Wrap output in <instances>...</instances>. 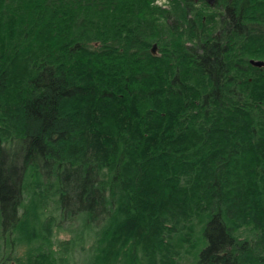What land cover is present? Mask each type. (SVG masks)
<instances>
[{
	"label": "trees",
	"instance_id": "1",
	"mask_svg": "<svg viewBox=\"0 0 264 264\" xmlns=\"http://www.w3.org/2000/svg\"><path fill=\"white\" fill-rule=\"evenodd\" d=\"M242 46L264 0H0V264H264Z\"/></svg>",
	"mask_w": 264,
	"mask_h": 264
},
{
	"label": "flooded vegetation",
	"instance_id": "2",
	"mask_svg": "<svg viewBox=\"0 0 264 264\" xmlns=\"http://www.w3.org/2000/svg\"><path fill=\"white\" fill-rule=\"evenodd\" d=\"M217 0H194L195 6L203 5V3H207V5H214ZM208 7V6H207ZM242 24L239 26L240 33L239 37L241 38V43H245L247 37H248V26L246 25L245 20H243L244 15H242ZM260 27V26H259ZM235 27L228 26L227 31L232 30ZM261 28V27H260ZM222 30L223 28L216 27L214 29V33L212 36L217 37L220 39L222 36ZM260 31V30H259ZM258 33L261 35L262 33ZM256 36V34H255ZM200 45L197 46V48ZM252 59L263 61L262 64H256L252 61ZM228 60L225 61V64L220 63V67L218 69H214V71L210 68V77H264V47L260 48L256 56H250L247 57L246 53L244 52V48L242 46V49L239 50V56L237 57V60L235 61V66L237 68L236 71H231L229 68H226ZM221 67L225 68L227 71L226 73L220 72Z\"/></svg>",
	"mask_w": 264,
	"mask_h": 264
},
{
	"label": "rangeland",
	"instance_id": "3",
	"mask_svg": "<svg viewBox=\"0 0 264 264\" xmlns=\"http://www.w3.org/2000/svg\"><path fill=\"white\" fill-rule=\"evenodd\" d=\"M172 1L173 0H154V2H156V3H158V4L162 5V6L170 5V3H172ZM69 236H70V234L67 233V232H64V231L62 233H60V235H59V237L61 239H68Z\"/></svg>",
	"mask_w": 264,
	"mask_h": 264
},
{
	"label": "water",
	"instance_id": "4",
	"mask_svg": "<svg viewBox=\"0 0 264 264\" xmlns=\"http://www.w3.org/2000/svg\"><path fill=\"white\" fill-rule=\"evenodd\" d=\"M156 49H157V44L154 43V45H153V47H152V50H153L154 52H156ZM252 61H253L254 63H256V64H262V63H263V61L255 60V59H252Z\"/></svg>",
	"mask_w": 264,
	"mask_h": 264
}]
</instances>
